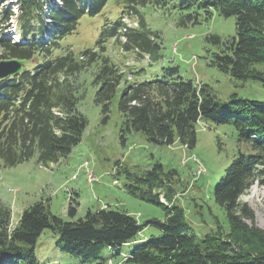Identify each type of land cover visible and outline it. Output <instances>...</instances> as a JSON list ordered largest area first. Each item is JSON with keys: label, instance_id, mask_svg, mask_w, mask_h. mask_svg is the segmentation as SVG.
I'll return each instance as SVG.
<instances>
[{"label": "trees", "instance_id": "obj_1", "mask_svg": "<svg viewBox=\"0 0 264 264\" xmlns=\"http://www.w3.org/2000/svg\"><path fill=\"white\" fill-rule=\"evenodd\" d=\"M5 1L0 0V62L25 60L27 66L17 76L0 80V167H14L33 158L46 167L67 157L88 126L77 107L83 95H78L73 77L95 66L94 83L99 89L94 100L107 122L125 77L106 55L107 43L115 40L139 58H162L160 34L149 27L137 5H164L167 0H124L128 11L114 21L106 20L96 42L99 52L88 48L78 57L70 49L57 53L64 48L62 40L77 30L84 16L100 14L109 0H59L60 4L15 0L18 13ZM176 7L189 12L182 19L185 22L198 23L203 10L208 18L214 12L235 17L236 36L209 38L217 48L211 64L237 79L264 85V0H183ZM12 17L24 42H13L3 34ZM126 19L134 20L132 26ZM119 108L125 117L124 140L127 134L141 132L150 142L171 145L179 140L192 150L199 121L235 126L239 145H246L250 153L240 152L214 189L229 231L218 227L201 238L191 232L184 208L174 202L176 170L166 173L161 163L142 172L123 166L125 190L162 207L164 221L153 219L141 225L128 212L110 208L89 209L83 218L65 221L39 201L25 209L11 228L12 210L0 200V264H41L35 246L46 229L57 236L63 253L82 262L106 264V249L120 256L122 246L138 241L149 225L158 226L161 235L137 244L121 264H264V229L256 224L253 210L240 201L255 182L264 186V101L237 95L221 101L209 87L198 86L183 78L178 67H169L153 80L128 82ZM70 200L69 214L74 217L79 201Z\"/></svg>", "mask_w": 264, "mask_h": 264}, {"label": "rangeland", "instance_id": "obj_2", "mask_svg": "<svg viewBox=\"0 0 264 264\" xmlns=\"http://www.w3.org/2000/svg\"><path fill=\"white\" fill-rule=\"evenodd\" d=\"M52 1L60 4L59 0ZM182 1L167 0L166 4L158 6L137 5L149 27L160 34L162 58L159 60L152 61L147 56L139 58L134 52L124 51L114 40L107 43L106 55L125 76L112 101L107 122H103L101 106L94 100L99 89V85L94 83L97 69L88 66L72 79L78 87V95H83L78 102V110L88 120L81 142L67 157L46 167L38 165L36 158L14 167H0V200L12 210L11 228L16 226L25 209L39 201L47 203L50 211L65 221H77L89 209L101 208L126 211L141 225L153 219L164 221L166 213L162 207L134 197L125 190L127 180L123 172V166L133 172H142L161 163L166 173L171 170L178 173L173 185L174 202L184 208L191 232L201 238L218 227L229 231L228 219L215 201L214 189L226 170L240 157V152L246 156L250 153L246 145H239L238 132L233 124L199 121L196 124L197 144L192 150L179 140L171 145L150 142L141 132L127 134L124 140L121 131L125 117L119 102L124 88L128 82L161 76L163 68L178 67L183 78L209 87L221 101H228L233 95L264 101L262 82L237 79L211 64L217 48L209 38L212 35L224 39L236 36L235 17L226 18L214 12L208 18L203 10L198 23L185 22L182 19H186L189 12L176 7ZM4 4L18 11L15 0ZM126 7L124 0H109L100 14L84 16L77 30L62 40L64 48L57 53L63 54L70 49L78 57L85 49L97 50L96 42L106 20L118 19L123 12L127 13ZM15 25L16 18H11L3 34L18 41L19 31ZM200 170L202 172L198 174ZM89 173L95 175L92 182H89ZM71 197L79 201L74 217L69 214ZM240 201L253 210L256 224L264 229V186L255 182ZM161 233L156 225L144 227L138 241L122 246L120 256L116 251L106 249V264H121L122 257L127 256L137 244ZM56 243L57 236L46 229L35 246L41 264H97L96 261L82 262L63 253Z\"/></svg>", "mask_w": 264, "mask_h": 264}, {"label": "water", "instance_id": "obj_3", "mask_svg": "<svg viewBox=\"0 0 264 264\" xmlns=\"http://www.w3.org/2000/svg\"><path fill=\"white\" fill-rule=\"evenodd\" d=\"M23 64H24L23 60L0 62V79H4L11 75L18 74L21 71Z\"/></svg>", "mask_w": 264, "mask_h": 264}, {"label": "built area", "instance_id": "obj_4", "mask_svg": "<svg viewBox=\"0 0 264 264\" xmlns=\"http://www.w3.org/2000/svg\"><path fill=\"white\" fill-rule=\"evenodd\" d=\"M202 171L200 170V171H198V174H200ZM94 178V175H89V179H90V181L92 180Z\"/></svg>", "mask_w": 264, "mask_h": 264}]
</instances>
